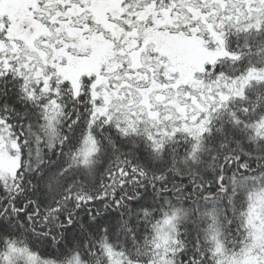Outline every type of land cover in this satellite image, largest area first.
<instances>
[{"label": "snow or ice", "instance_id": "obj_1", "mask_svg": "<svg viewBox=\"0 0 264 264\" xmlns=\"http://www.w3.org/2000/svg\"><path fill=\"white\" fill-rule=\"evenodd\" d=\"M0 264H264V0H0Z\"/></svg>", "mask_w": 264, "mask_h": 264}]
</instances>
